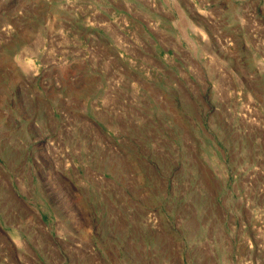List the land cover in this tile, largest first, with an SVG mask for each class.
<instances>
[{"label":"rangeland","instance_id":"rangeland-1","mask_svg":"<svg viewBox=\"0 0 264 264\" xmlns=\"http://www.w3.org/2000/svg\"><path fill=\"white\" fill-rule=\"evenodd\" d=\"M0 264H264V0H0Z\"/></svg>","mask_w":264,"mask_h":264},{"label":"bare ground","instance_id":"bare-ground-1","mask_svg":"<svg viewBox=\"0 0 264 264\" xmlns=\"http://www.w3.org/2000/svg\"><path fill=\"white\" fill-rule=\"evenodd\" d=\"M203 32V31H202Z\"/></svg>","mask_w":264,"mask_h":264}]
</instances>
